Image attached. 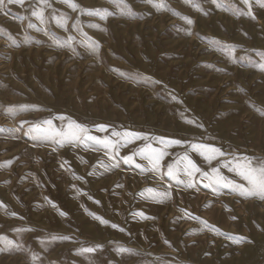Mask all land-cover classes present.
<instances>
[{
  "label": "rangeland",
  "instance_id": "374dc122",
  "mask_svg": "<svg viewBox=\"0 0 264 264\" xmlns=\"http://www.w3.org/2000/svg\"><path fill=\"white\" fill-rule=\"evenodd\" d=\"M73 3L0 2V264H264V0Z\"/></svg>",
  "mask_w": 264,
  "mask_h": 264
},
{
  "label": "snow or ice",
  "instance_id": "6c2138e0",
  "mask_svg": "<svg viewBox=\"0 0 264 264\" xmlns=\"http://www.w3.org/2000/svg\"><path fill=\"white\" fill-rule=\"evenodd\" d=\"M2 2V0H0ZM9 3H23V0H8ZM42 2H46V0H42ZM64 3H66L69 7L76 8L78 7L73 3V0H63ZM148 2H152V0H148ZM245 3L248 2V0H244ZM86 14H98V10L94 13L92 11L86 12ZM103 18V17H102ZM190 23V21H189ZM86 129L81 128L79 125L75 126V131L70 130L68 135L72 139H79L78 133H83L85 132ZM89 140H93L94 138L89 136L87 137ZM178 143V142H176ZM194 149L198 147H203V146H197L193 145L192 146ZM209 151L215 152L218 151L216 149H209ZM208 158V157H206ZM198 170V169H197ZM238 175L241 176V178L245 181H247L249 188L247 190L241 189L240 194L243 196L251 197V196H256L260 199H264V167H261L259 169L252 168L250 164L247 166L242 167L238 173ZM168 175H172L171 169L169 170ZM219 182V181H217ZM227 186V185H225ZM207 187V185H206ZM85 251H91V249H85Z\"/></svg>",
  "mask_w": 264,
  "mask_h": 264
}]
</instances>
